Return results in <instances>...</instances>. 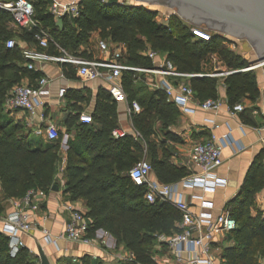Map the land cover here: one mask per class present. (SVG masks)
<instances>
[{"label":"trees","instance_id":"16d2710c","mask_svg":"<svg viewBox=\"0 0 264 264\" xmlns=\"http://www.w3.org/2000/svg\"><path fill=\"white\" fill-rule=\"evenodd\" d=\"M30 1L33 18L39 25L30 30L17 28V34L9 28L11 14L0 8V215L9 200L22 198L29 189L49 192L56 183L57 168L62 161L60 132L57 140L34 141L31 130L15 121L3 106L8 90L23 77L35 84L44 75L40 70L26 68L20 47H6V40L15 35L33 42L38 49L41 48L36 35H47L48 47L43 50L60 55L59 48L79 54L80 45L88 43L91 34L98 32L103 40L126 45L123 62L130 66L152 68V59L143 54L150 49L164 55L179 73L201 74L187 79L194 97L200 101L218 98L220 85L225 88L230 106L243 98L253 103L259 97L254 69L237 71L247 68L249 62L222 46L225 37L217 33H209V40L195 37L177 15H170L163 24L156 21V11L142 5L79 0L78 15H64L58 22L49 10L52 0ZM212 55L226 71L234 72L224 75L222 80L218 75H210L223 72L214 69ZM60 67L64 76L74 78V66L60 63ZM144 82L143 73L122 72L121 83L127 101L135 100L140 106V111L132 115L137 137L112 136L118 123L117 103L102 88L97 92L91 123L79 122L81 107L77 102L88 98L75 96L76 113H69L63 125L68 134L62 175L64 192L70 200L84 201L85 216L90 220L89 236L93 237L99 229L104 230L113 237L117 247L133 253L135 260L124 264H156L152 250L159 243L157 237L177 231L176 222L180 219V212L171 203L146 202L145 185L133 181L128 175L129 169L145 156L163 183L178 181L187 174L185 167L171 162L172 153L166 146L167 140L178 139L168 130L178 119V109L162 90H151ZM263 184L264 171L255 164L238 196L229 203L236 227L224 238L227 244L222 247L221 256L226 264H260L264 258V218L260 212L256 216L250 214L254 195ZM80 261L81 264H101L88 255L82 256ZM0 264H38V259L25 246L11 256L8 238L0 232Z\"/></svg>","mask_w":264,"mask_h":264},{"label":"built area","instance_id":"2783aa9c","mask_svg":"<svg viewBox=\"0 0 264 264\" xmlns=\"http://www.w3.org/2000/svg\"><path fill=\"white\" fill-rule=\"evenodd\" d=\"M0 8L11 14L12 24L18 29H27L37 27L38 21L33 18V4L30 0H0ZM54 19L58 20L64 15L74 17L78 15V4L71 3L62 7L54 6L51 9ZM192 35L204 40L210 39V34L198 26L190 27ZM38 41L34 48L21 47V53L24 58V65L28 70H38V65L46 63H68L76 68V73L84 80L102 79L106 82L107 92L115 102H126L124 111L128 115H133L140 111L137 101H126V95L121 83L123 71L132 70L135 72L147 73L152 75H163L171 78L189 77L191 75L201 76V74H184L177 72L172 65L163 59L154 64L152 68L133 67L123 62L126 52L124 44L112 49L106 42L100 41L99 48L102 52L100 59H88L71 54L59 48L60 55H52L43 50L48 47L47 35H36ZM7 48H13L17 45L13 38L6 40ZM153 62H157V53L148 50L145 53ZM248 68L237 70L244 71ZM234 71L221 72L210 75H228ZM61 76H64L61 72ZM149 89H160L166 95L167 100L173 102L177 107L187 113H194L197 109L218 110L222 105L220 98H208L200 101L194 98V92L188 84H175L170 80L156 82L149 80L147 82ZM66 93L65 87H59L57 96L63 98ZM50 94V79L47 76L40 77L34 85L16 84L8 90L4 99V108L7 111L20 110L27 113L26 127L31 128L35 136L46 141H54L59 138V128L54 123H47L45 126L37 125L45 122L43 106L46 103V97ZM194 100V105H190ZM244 105L242 102H236L228 105L227 111L230 116H235L242 112ZM79 120L83 123H91L92 116L88 112H81ZM218 128V125H214ZM264 129V126L261 128ZM112 136L122 138L126 132L115 128L112 130ZM230 146L233 153L236 154L245 150V146L234 139L230 132L223 136H217L211 133L205 141H198L191 145L184 162L190 174L181 178L177 182L163 183L158 180L150 179L153 172L151 163L146 158L139 159L128 171L129 177L140 184L145 185L143 198L148 203L156 201H166L171 203L180 212V219L176 223L177 231L171 235H159L157 240L165 243L172 259L178 264H226L223 258L215 257L211 250V242L219 234H227L234 230L236 222L227 211H221L214 217L209 212L194 213L191 210V204L180 196V186L187 188H198L202 191L199 198L200 207H211L212 202L206 200L203 194L214 192L218 186L226 184V180L215 174V169L222 162L223 149ZM45 192L41 189H29L25 195L14 201L15 211L10 213L2 221L0 232L8 238L9 254L15 256L19 248L24 246L22 236L28 234L33 228L29 213L22 209L34 211L38 209L37 199L44 197ZM68 216L63 230V237L71 242L81 244L101 243L107 246V240L103 238L101 229L95 231L94 237L89 236L90 220L85 216V212L78 206L68 204L65 206ZM44 240L52 242L46 229L42 230ZM135 256L132 252L122 250L115 258L114 264H124L133 262ZM166 262V261H164ZM159 264H165L160 262Z\"/></svg>","mask_w":264,"mask_h":264},{"label":"crops","instance_id":"0c3cea01","mask_svg":"<svg viewBox=\"0 0 264 264\" xmlns=\"http://www.w3.org/2000/svg\"><path fill=\"white\" fill-rule=\"evenodd\" d=\"M78 2L79 0H52L49 10L51 11L54 6L62 7L67 4ZM59 20L60 19L57 21L59 22ZM9 28L15 34H17L19 31L12 24V22H10ZM13 39L20 48L36 47V44L33 42L23 41L17 35L13 36ZM101 40L106 42L112 49H116L117 47L121 46V44H124H112L101 39L98 36V32H93L89 37L88 43L80 45L78 50L79 54L75 55L88 59H100L102 57V52L98 43ZM81 52H85V54L82 55L80 54ZM237 53L246 59V56L243 52ZM157 56V62H153V66L159 61L161 62L163 59H165V57L161 54L157 53ZM213 62H215V56L213 58ZM214 64L215 70L219 69L223 71V69L220 68L221 63L219 61L215 62ZM38 70L42 71L44 76H47L50 79V94L48 97H46V103L43 108L39 109H42V112L44 113L45 122L38 123L37 120L36 123L39 126H45L47 123H54L58 128H61L60 126L64 125V121L68 114L76 113L75 96L78 98H80V96L88 98L87 100L81 102L78 101L77 104L81 107V112H88L91 114L96 104L98 89L102 88L107 91L106 82L102 79L84 80L78 76L77 73L75 74L74 78L61 76L60 74L62 71L60 64L58 63L50 62L43 65H38ZM143 74L147 88H149L147 84L149 80H154L156 82L170 80L175 84H188V77L171 78L169 76L163 75ZM20 83L28 85L34 84V82H30L28 77H23ZM257 85L259 89V97L253 103H251V101L246 98L240 99L238 102L243 103L244 110L240 113H237L235 116H230L227 111L228 103L225 96V88L221 85L218 87V98H220L223 103L218 110L206 111L197 109L194 113H187L181 111L177 105L174 104L178 109L179 116L176 123L170 125L168 130L174 133L178 139L177 141H166V146L170 147L172 153L171 162L173 164L185 167L184 162L187 158V154L191 145L198 141L207 140L211 133H214L217 136H223L230 132L231 136L246 148L245 150L236 154L233 153L230 146H227L223 149V162L218 168L215 169L214 172L218 177L225 179L226 184L218 186L214 192L203 194L206 200L212 202L211 207H200L198 198L200 195H202V191L200 189L180 186V196L191 204V210L196 214L199 212H209L213 217L221 211H227L229 214H231L229 203L236 196H238L251 168L256 164V166H260L264 171V129H261L264 126L263 75L261 77L257 76ZM62 86L66 88V93L63 98H59L57 96V90ZM125 103L126 102L117 103L118 123L117 127L115 128L125 131L126 135L137 137L138 132L133 127L132 115L130 116L124 111ZM190 105H194V100L191 101ZM9 113V115L14 118L15 121L22 122L26 126V120L28 119L26 112L14 110L9 111ZM79 122L81 121L79 120ZM215 124L218 125V128L214 127ZM29 129L32 130V127ZM66 139L67 136L62 138L60 142L62 161L57 168V173L55 176V185L57 186L58 190L51 189L49 192L45 193L44 197H39L37 199L39 207L34 211L22 207L23 210L29 213L33 225L31 231L28 234L22 236L24 246L37 256L38 264L41 263L42 255L48 259L50 264H81L80 259L84 255H88L94 260H98L101 262V264H114L115 258L123 250V247H117L113 237L104 230H100V232L103 235L102 237L107 240V246L101 245V243H75L63 237L64 226L68 221L69 216L65 206L68 204H73L80 207L84 212L86 211V207L82 199L70 200L67 194L64 192L65 187L62 175L65 168L64 154L67 150ZM186 170L187 174L184 177L190 174L188 168H186ZM150 179L158 180L154 171L150 174ZM14 201L16 202L17 199L9 200L5 210L0 215V228L4 218L15 211ZM258 212H260L261 217L264 218V184L261 189L255 193L253 203L250 206V214L252 216H256ZM43 229L47 230L48 236L51 238L52 242L48 243L44 240L45 238L42 232ZM225 235L226 234L216 235L211 242V250L216 258H223L221 256L222 247L227 244V242L224 240ZM152 256L156 264H159L160 262L165 264H178L174 261V259H172L173 256L169 253L165 243H157L152 250ZM260 264L264 263L261 261Z\"/></svg>","mask_w":264,"mask_h":264},{"label":"water","instance_id":"95a60500","mask_svg":"<svg viewBox=\"0 0 264 264\" xmlns=\"http://www.w3.org/2000/svg\"><path fill=\"white\" fill-rule=\"evenodd\" d=\"M105 4H122L119 0H100ZM138 5L163 4L175 9L179 16L218 35L245 38L256 51L257 59L249 70L262 67L264 78V0H135ZM137 5V4H136ZM208 20L206 21V18ZM52 190H58L54 185ZM40 264H50L42 255Z\"/></svg>","mask_w":264,"mask_h":264},{"label":"rangeland","instance_id":"374dc122","mask_svg":"<svg viewBox=\"0 0 264 264\" xmlns=\"http://www.w3.org/2000/svg\"><path fill=\"white\" fill-rule=\"evenodd\" d=\"M122 1V4L125 5H138V3H136L135 0H119ZM142 6H145L146 8L150 9V10H154L157 12V16H156V21L159 23H165L168 21L170 15L174 14L177 15L178 18H180V20L187 26L189 27H194V26H198L200 28H202L203 30L207 31L208 33H216L214 30L212 29H208L207 26H199L196 25L194 23H191L183 18H181L178 14V12L173 9L172 7H169L167 5H163V4H143ZM220 36L225 37L223 34H221ZM142 39H145L144 37H142ZM224 42H222L221 44H223V47L232 49L234 52H243L246 56V60H248V62H252L255 61L257 59V54L256 51L250 46V44L247 42V40H245V38H233L231 36H226L225 39H223ZM148 49H146L145 51H143V53H147ZM164 56V55H163ZM214 57V56H212ZM158 59V56H157ZM250 65V64H249ZM220 68L223 69V72H226V68L221 64ZM253 72L256 74V76H262V67L259 68H255L253 70ZM138 74H140L141 72H137ZM147 74V73H145ZM144 75V74H143ZM224 78V75L219 76V79L222 80ZM139 79V78H138ZM141 80L137 81V84H140ZM145 84V82H144ZM14 119V118H13ZM15 120V119H14ZM60 126V125H59ZM61 128H59V132L62 134V138H65L66 136H68V134H66V130L63 126H60ZM33 139L34 141H37L40 139L39 136H35L32 133ZM141 158H145V156L141 157ZM140 158V159H141ZM147 159V158H146ZM262 262L264 263V258L262 259Z\"/></svg>","mask_w":264,"mask_h":264},{"label":"flooded vegetation","instance_id":"af4514ba","mask_svg":"<svg viewBox=\"0 0 264 264\" xmlns=\"http://www.w3.org/2000/svg\"><path fill=\"white\" fill-rule=\"evenodd\" d=\"M207 20H208V17L206 18V21H207ZM204 23L206 24L207 27H209V26H208V25H209L208 23H206V22H204Z\"/></svg>","mask_w":264,"mask_h":264}]
</instances>
